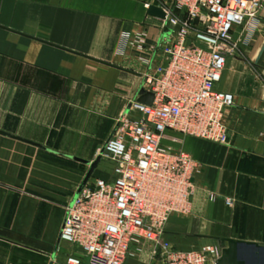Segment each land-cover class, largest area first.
Returning <instances> with one entry per match:
<instances>
[{"label": "crops", "instance_id": "0c3cea01", "mask_svg": "<svg viewBox=\"0 0 264 264\" xmlns=\"http://www.w3.org/2000/svg\"><path fill=\"white\" fill-rule=\"evenodd\" d=\"M173 1L0 0V129L44 145L0 134V264H50L54 254L63 264L75 252L60 235L90 166L74 156L95 160L123 100L139 96L136 51L122 50V40L146 31L152 55L164 31L146 4ZM232 37L239 52L216 86L235 97L224 114L230 143L186 136L172 145L199 166L191 214L165 226L164 238L181 249L221 246L220 238L264 246V18ZM94 178L112 180L113 164L102 157ZM252 252L243 249L245 264H264Z\"/></svg>", "mask_w": 264, "mask_h": 264}, {"label": "built area", "instance_id": "2783aa9c", "mask_svg": "<svg viewBox=\"0 0 264 264\" xmlns=\"http://www.w3.org/2000/svg\"><path fill=\"white\" fill-rule=\"evenodd\" d=\"M160 6L167 14L159 19L161 29L172 31L164 32L152 55L145 51L146 31L121 43L124 51L135 49L132 69L154 94L153 103H141L139 96L129 102L103 148V157L115 162L113 179L90 180L67 206L60 239L78 252L63 264H125L142 254L146 264H218L222 255L218 244L187 250L164 238L172 216L192 212L199 167L172 145L186 136L230 143L224 114L235 97L216 86L228 56L239 52L233 32L255 31L264 0H174Z\"/></svg>", "mask_w": 264, "mask_h": 264}, {"label": "water", "instance_id": "95a60500", "mask_svg": "<svg viewBox=\"0 0 264 264\" xmlns=\"http://www.w3.org/2000/svg\"><path fill=\"white\" fill-rule=\"evenodd\" d=\"M147 12L149 15L154 16V17L159 18V19H165L167 17V14L164 11V9L162 8V6H160L158 4H151L150 7L148 8ZM183 16H184V14H181L180 17L183 18ZM174 30L180 31L181 30V24L180 23L177 24L174 27ZM171 31L172 30L169 27H166L164 30L165 34H168ZM117 67L124 69L126 71L133 72V71H131L127 68L121 67V66H117ZM153 100H154V94L152 92L147 91L144 88H142L140 90L139 97H138L139 102L145 103V104H152ZM0 134L11 137V138H15L18 140H22L24 142L31 143L35 146L44 148V145H42L38 142H34V141L28 140L26 138L14 135V134L7 132L5 130H2V129H0ZM103 151H104V149H102V152L93 161L74 156V158L76 160L83 162V163L90 166V168H89L81 186L79 187L75 197H77L81 193V191L89 183L90 179L93 176L94 171L96 170L99 162L101 161V159L103 157ZM219 240H220V244H221V248H222V255L218 261V264H245L244 256L242 253L243 249H244V251L246 249H248V250L251 249V251H253L252 253L255 254L256 259L259 261L262 259V256H264V246H261L257 243L247 242V241L237 240V239H232V238H220ZM226 243H228V246H226ZM54 258H55V254L53 255V260L50 262V264H54Z\"/></svg>", "mask_w": 264, "mask_h": 264}, {"label": "rangeland", "instance_id": "374dc122", "mask_svg": "<svg viewBox=\"0 0 264 264\" xmlns=\"http://www.w3.org/2000/svg\"><path fill=\"white\" fill-rule=\"evenodd\" d=\"M160 27H161V25H160ZM169 34V33H168ZM133 70V69H132ZM132 78H135V80H137V83H138V81L139 82H141V85H143V83H144V79L142 78V76L141 75H138L137 77H133V76H131ZM134 80V79H133ZM139 84V83H138ZM122 100H123V98H122ZM123 102H124V104L121 106L122 107V109H121V111L119 112V114L118 115H116V117H115V119H114V123H115V126H116V122H117V119L121 116V114L122 113H124L125 111H126V109H127V107H128V104H129V102L126 100V99H124L123 100ZM115 126H114V128H115ZM114 130V129H113ZM109 139V138H108ZM107 139V140H108ZM107 140L105 141V143L107 142ZM105 143H104V145H103V147L105 146ZM103 162L105 163H107V162H111L112 164H113V169H114V166H115V162H114V160H112L109 156H104L103 157ZM95 179V178H94ZM92 180V179H91ZM78 252V249L76 248V250H75V253H77Z\"/></svg>", "mask_w": 264, "mask_h": 264}]
</instances>
